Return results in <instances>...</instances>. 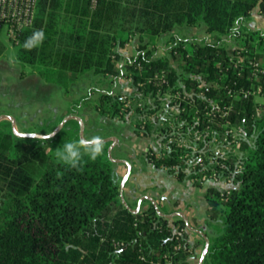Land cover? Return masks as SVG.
<instances>
[{
    "label": "trees",
    "instance_id": "1",
    "mask_svg": "<svg viewBox=\"0 0 264 264\" xmlns=\"http://www.w3.org/2000/svg\"><path fill=\"white\" fill-rule=\"evenodd\" d=\"M255 13L264 16V0H38L34 25L11 44L46 81L131 79V93L87 101L158 143L146 154L152 167L206 189L207 225L223 226L206 233L204 264H264V33L249 26ZM201 23L212 42L173 34ZM36 30L43 42L24 49ZM163 37L177 67L148 48ZM128 46L131 58L121 53ZM7 51L0 40V59ZM73 126L66 131L79 141ZM228 130L242 135L225 142ZM34 141L0 129V264H163L178 244L177 264H195L205 240L192 241L183 218L161 217L150 200L139 214L125 207L108 145L72 168ZM172 225L185 229L179 241Z\"/></svg>",
    "mask_w": 264,
    "mask_h": 264
},
{
    "label": "rangeland",
    "instance_id": "2",
    "mask_svg": "<svg viewBox=\"0 0 264 264\" xmlns=\"http://www.w3.org/2000/svg\"><path fill=\"white\" fill-rule=\"evenodd\" d=\"M249 26L252 29L262 30L264 33V16L255 13L254 19L249 23ZM173 34L186 40L189 38L195 39V41L206 39L211 42L213 41L211 37L216 35H208L204 23L197 26H178ZM0 40L8 46L6 55L0 59V118L3 116L13 118L18 132L42 136L55 132L68 117L77 116L84 119L85 140L91 139L93 136H100L103 141L111 139L104 145H108V151L113 147L112 158L129 162L132 165V174L124 189L125 199L128 204H134L137 209L139 202L143 200L147 193H150L154 197H152L154 201L158 200L156 203L162 213L169 214L173 211V214H177L178 211L182 212L187 216L194 228L209 234V236H215L222 230V221H212V225L209 226L207 225V213L201 212L202 207L206 204L205 188L194 187L189 181L179 182L175 176L173 177V175L164 170L161 171V169L159 171L163 172L165 177H163V173L157 174L158 180H156L157 177L153 178L154 176H150L152 173L148 172V168L152 165L147 161L146 154L150 148L158 150V143L154 139L138 137L131 123L132 120L120 121L117 118L102 116L93 108L94 100L87 101L89 97L91 99H99L100 94L108 91L115 94L131 93L133 89L130 78L121 77L113 84L106 76L87 72L76 81L68 83H66V76L59 77L54 81H46L32 67L22 65L17 61L16 50L7 39L6 29L0 30ZM168 41L169 37H163L159 39L157 44H152L148 48L152 49L154 57L169 56L172 64L177 67L178 63H174L168 46H166ZM229 41L230 47L236 48L233 45L235 41ZM122 65L123 63L119 64V66ZM75 121L77 120H70L56 137L48 139V143H43V139H41V141H34V144L43 145L47 152H56L58 148L62 149L65 144L63 142L71 139L66 128L69 123L74 128ZM77 122L79 123V121ZM0 129L5 131L12 129V122L9 119L1 120ZM138 166L142 168V177H149L147 183H154L150 186L145 184V191L142 192L144 195L140 197L139 201L137 199L131 200L130 198L132 188H135L134 190L137 193H141L137 187L139 182L133 183L134 181H132L133 175L137 173ZM113 167L117 177L120 179L119 182L122 183L128 171L127 165L114 163ZM132 184H135V187ZM177 184L180 185L178 186ZM217 185L221 189L227 187L224 182ZM161 194L162 197H171L172 199L170 200L175 198L179 200H175L174 204L169 201L163 204L161 201L159 202L158 196ZM148 200L142 201L141 210L149 206L146 202ZM200 238L201 236L196 233L190 235L192 241L198 242ZM197 251L195 264H199L202 247L200 246Z\"/></svg>",
    "mask_w": 264,
    "mask_h": 264
},
{
    "label": "built area",
    "instance_id": "3",
    "mask_svg": "<svg viewBox=\"0 0 264 264\" xmlns=\"http://www.w3.org/2000/svg\"><path fill=\"white\" fill-rule=\"evenodd\" d=\"M91 3L92 7L94 8L98 5L99 0H91ZM37 5L38 0H0V30L6 29L7 39L10 44H18L23 31L31 28L34 25ZM248 95L249 93H245V98H247ZM225 134V142H227L230 135L234 136L235 138L240 137L242 135V130H228L225 132ZM172 228L176 235L177 241L183 238L185 229H179L173 225ZM117 246H124V243L119 242ZM175 249L176 253L174 255L169 253L165 255V263L163 264H177L176 261L178 260L175 258L182 249V245L178 244ZM192 249L194 250V246H191L188 252L191 253ZM141 260H145V258L141 257Z\"/></svg>",
    "mask_w": 264,
    "mask_h": 264
},
{
    "label": "water",
    "instance_id": "4",
    "mask_svg": "<svg viewBox=\"0 0 264 264\" xmlns=\"http://www.w3.org/2000/svg\"><path fill=\"white\" fill-rule=\"evenodd\" d=\"M3 119H9V120L12 122V130H13L14 134H15L17 137L48 140V139L46 138L48 135H46V136L35 135V138H33V137L31 136V134H26V133L18 132L17 129H16V124H15L13 118L3 116V117L0 118V121L3 120ZM72 119H76L77 121H79V123H80V133H79V134H80V138L85 140V138H84L85 122H84V119L79 118V117H77V116H71V117L66 118V119L62 122V124H61V125L55 130V132H54L55 135H53L50 139L56 137V136H57V135L63 130V128L67 125V123H68L70 120H72ZM110 140H111V139L104 140V141H103V144L109 142ZM112 148H113V147H112ZM112 148L108 151V154H109V158H110V160H111L112 162H114V163H124V164H126L127 167H128V171H127V173H126V175H125V177L123 178L122 183H121L120 194H121L122 202H123V204L125 205V207L128 208L130 211L134 212L135 214H139L140 211H141V203H142L143 200H141V201L139 202V204H138V206H137V209H136L135 211H133V210L131 209V207L129 206L128 202L126 201V199H125V194H124L125 185H126L128 179L130 178V176H131V174H132V165H131L129 162H125V161H122V160H116V159L112 158ZM149 199L153 202V204H154V206H155V208H156L158 214H159L161 217H164V218H167V219H173V218H175V217H177V216H180L181 218L184 219V221H185V223H186L188 229H189L191 232L196 233V234H199L202 238H204V240H205V247H204V250H203V252H202V254H201V257H200V260H199V264H204L205 258H206V256H207V253H208V250H209V247H210V239L208 238V236H207L204 232H202V231H200V230L194 228V227L190 224L189 219L187 218V216H186L185 214H183V213H177V214H164V213H162V212L160 211L159 206H158V204L156 203V201H154L152 198H149Z\"/></svg>",
    "mask_w": 264,
    "mask_h": 264
},
{
    "label": "clouds",
    "instance_id": "5",
    "mask_svg": "<svg viewBox=\"0 0 264 264\" xmlns=\"http://www.w3.org/2000/svg\"><path fill=\"white\" fill-rule=\"evenodd\" d=\"M45 34L43 30L34 31L23 43V48L32 50L43 42ZM55 133H51L46 138L50 139ZM35 138V134H31ZM83 149V151H81ZM103 140L100 136H93L91 139L66 142L63 148H58L55 152L56 157L72 168H76L83 156L87 155L90 159L95 160L102 154Z\"/></svg>",
    "mask_w": 264,
    "mask_h": 264
},
{
    "label": "crops",
    "instance_id": "6",
    "mask_svg": "<svg viewBox=\"0 0 264 264\" xmlns=\"http://www.w3.org/2000/svg\"><path fill=\"white\" fill-rule=\"evenodd\" d=\"M178 36V35H177ZM194 36V35H193ZM192 37V36H191ZM181 38V37H180ZM190 39V38H189ZM121 53L124 55V57H126V58H131V57H133L134 55H136L137 53H136V50H135V48L133 47V46H128L126 49H123V50H121ZM134 161V160H133ZM136 163V162H135ZM136 166V165H135ZM142 168L140 167V166H138L137 167V173H136V175H133V177H132V181H134L133 183H136V182H139V186H137L138 188H139V191H141V193H137L136 192V190H134L135 188H132L131 190V192H130V198H131V200H136L137 199V201H139V199H140V197H142L143 195H144V193H142L143 191H145L144 190V188L146 187L145 186V184H147V185H153V184H149V183H147L148 182V180H149V177L148 178H145V177H142V175H143V172H142V170H141ZM160 169H156V168H154V167H152V166H149V168H148V172H150V173H152V174H155V175H152V174H150V176H154L153 178H155V177H157V174L158 173H163V172H161V171H163V170H161V171H159ZM136 171V170H135ZM141 173V174H140ZM163 175V177H165L164 175V173L162 174ZM174 177V176H173ZM162 179V178H161ZM165 179V178H164ZM152 180H155V179H152ZM156 180H158V177L156 178ZM159 184V183H158ZM178 185V184H177ZM180 185V184H179ZM178 185V186H179ZM132 186H134L135 187V184H132ZM148 192V191H147ZM129 195V194H128ZM152 198L153 196L152 195H150V193H147V195L143 198V200L145 201L146 199L148 200L149 198ZM159 197V202L161 201L163 204H166L168 201L169 202H174L175 200H179L178 198H175L174 200H170V199H172L171 197H162V194L161 195H159L158 196ZM154 198V197H153ZM157 200V199H156ZM156 202H158V200L156 201ZM160 204V203H159ZM174 204V203H173ZM203 209L201 210V212L202 213H207V204H205L203 207H202ZM178 213H182V212H179L178 211ZM168 214V213H167ZM169 214H173V211H171V213H169ZM184 214V213H183ZM206 216H207V214H206Z\"/></svg>",
    "mask_w": 264,
    "mask_h": 264
}]
</instances>
